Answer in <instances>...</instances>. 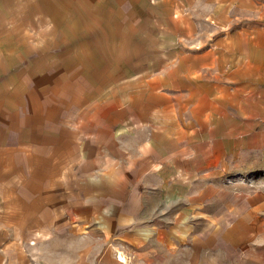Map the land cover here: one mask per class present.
Instances as JSON below:
<instances>
[{"label":"crops","instance_id":"obj_1","mask_svg":"<svg viewBox=\"0 0 264 264\" xmlns=\"http://www.w3.org/2000/svg\"><path fill=\"white\" fill-rule=\"evenodd\" d=\"M220 2L223 18L243 6L0 0V264H122L124 243L136 260L168 250L190 177L170 103L224 119L225 150L264 151V16L202 53L168 43L193 18H219Z\"/></svg>","mask_w":264,"mask_h":264},{"label":"rangeland","instance_id":"obj_2","mask_svg":"<svg viewBox=\"0 0 264 264\" xmlns=\"http://www.w3.org/2000/svg\"><path fill=\"white\" fill-rule=\"evenodd\" d=\"M238 1L243 6L233 4L232 18H223L225 2H220L216 7L219 18H193L195 23H184V39H169V46L202 53L213 43L223 41L227 32L239 29L242 18L252 21L259 18L257 15L264 16V0ZM200 10H204L203 5ZM202 75L209 77L205 69ZM192 89L189 82L185 93L191 94ZM169 94L174 92L169 89ZM204 95L208 96L202 92ZM179 115L176 104L173 110L170 103L168 133L174 141L186 137L183 158L190 174L181 185L184 194L178 199L184 204L179 214V232H168L174 244L165 250L168 241H160L165 251L145 248L146 257L136 260L133 255L138 251L126 248L124 252V243L119 251L122 255L116 253L118 261L122 256L126 264H264V151H242L235 143L232 150H225V137L219 135L224 119H211L203 112L195 120L191 111ZM192 146L198 149L193 154L189 151ZM194 157H200L199 162L188 163ZM105 249L113 250L111 246ZM149 250L151 255L147 256ZM124 255L133 259L128 262Z\"/></svg>","mask_w":264,"mask_h":264},{"label":"bare ground","instance_id":"obj_3","mask_svg":"<svg viewBox=\"0 0 264 264\" xmlns=\"http://www.w3.org/2000/svg\"><path fill=\"white\" fill-rule=\"evenodd\" d=\"M121 260L125 261V259L123 257H121Z\"/></svg>","mask_w":264,"mask_h":264}]
</instances>
